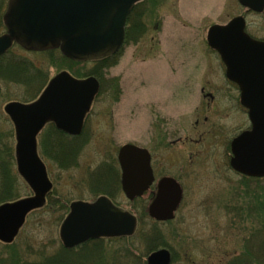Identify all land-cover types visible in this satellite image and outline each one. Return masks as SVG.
Returning a JSON list of instances; mask_svg holds the SVG:
<instances>
[{"label": "rangeland", "instance_id": "rangeland-1", "mask_svg": "<svg viewBox=\"0 0 264 264\" xmlns=\"http://www.w3.org/2000/svg\"><path fill=\"white\" fill-rule=\"evenodd\" d=\"M0 1L3 15L8 0ZM132 9V14L140 13L144 30L131 37L125 24L124 43L112 54L115 61L96 77L102 88L85 119L86 143L78 164L62 169L43 158L54 195L64 207L76 199L93 200L100 194L94 183L108 169L106 164L114 166L119 175V146L144 147L150 152L156 178L169 175L181 184L182 200L175 217L151 226L147 196L129 201L118 191L117 203L137 216V229L158 231L164 247L175 254L170 264H227L241 253L243 239L257 221L243 210L245 203L253 205L259 190L264 192V179H251L229 164L232 137L247 129L249 120L237 87L229 84L218 53L208 47L205 36L211 25L227 24L242 15L247 34L263 40L264 9L257 14L246 11L237 0H141ZM3 30L1 16L0 33ZM10 50L45 72L46 83L61 70L84 77L94 66L92 61L74 62L60 53L50 58L46 52L19 45ZM32 88L0 85V122L4 131L12 132V139L13 125L3 106L10 100L21 101L15 96ZM11 168L17 173L14 160ZM65 214L51 208L29 213L13 242L19 251L25 244L32 253L55 251L61 244L58 228ZM130 237L106 241L108 255L128 247L132 257L146 264L145 239ZM4 251L0 242V252Z\"/></svg>", "mask_w": 264, "mask_h": 264}, {"label": "water", "instance_id": "water-1", "mask_svg": "<svg viewBox=\"0 0 264 264\" xmlns=\"http://www.w3.org/2000/svg\"><path fill=\"white\" fill-rule=\"evenodd\" d=\"M138 1L9 0L2 15L5 31L0 34V56L13 43L35 51L58 48L74 62L114 54L124 42L126 18ZM237 1L256 13L264 8V0ZM244 28L242 16L232 17L227 24L211 25L206 41L224 63L226 77L237 85L239 102L250 123L249 129L232 137L230 166L255 178L264 176V40L250 37ZM99 87L93 75L76 78L61 70L33 101L4 104L16 138V170L32 194L0 204V242L14 240L26 215L43 206L51 189L37 152V134L47 122L66 134H80ZM117 161L123 195L128 200L141 196L154 180L148 150L125 143L117 150ZM175 181L165 176L156 182V192L147 206L149 217L164 222L174 217L182 197ZM136 224L135 215L100 195L93 201L70 202L58 235L62 246L70 249L90 239L131 236ZM146 255V264H170L171 255L165 247Z\"/></svg>", "mask_w": 264, "mask_h": 264}, {"label": "trees", "instance_id": "trees-1", "mask_svg": "<svg viewBox=\"0 0 264 264\" xmlns=\"http://www.w3.org/2000/svg\"><path fill=\"white\" fill-rule=\"evenodd\" d=\"M133 11L134 9L131 10L126 20V31L131 37L144 30L143 23L139 20L140 13L134 15L132 14ZM57 51L48 50L45 52L51 58L52 55H57L55 53L59 54ZM61 57L63 56L61 55ZM115 58V55H111L93 61L92 63L94 66L85 74H93L99 78L103 67L113 64ZM46 78L45 72L35 66L32 61L16 54L12 55V50H9L0 57V85L1 83H12L28 89L31 88L32 85L33 88L37 86L36 89L32 88L29 91H25L19 97L15 96V98H19L21 102L33 100L37 92L45 86ZM100 84L102 88L101 81ZM5 97L8 98L9 96ZM0 118H2L1 115ZM2 128L0 122V203L12 201L29 194L28 188L25 187L26 185L11 168L14 160V139H12V132L4 131ZM85 143L86 136L84 130L78 136H67L61 131H58V129H55L51 123H48L38 136V148L42 158H48L56 165L58 164L62 169L75 167L78 164V157ZM106 165L107 167L109 166L108 169L106 172L104 171L101 177L96 179L94 187H99V189H96L100 191L101 195H107L116 203L115 194L120 191L118 171L111 164ZM251 179L255 180L257 178ZM260 179H264V177ZM260 193L261 190L258 191V198L253 202V205L247 203L244 205L243 211L251 218H257V221L255 225L251 227L246 240H244L245 238L243 239L242 249L240 250L241 253L231 258L227 264H264V192ZM258 200L260 201L259 204ZM61 202L62 201L54 195V190L52 189L46 196L45 205L41 209L33 212H41L51 208L53 211H60L62 216L64 211L65 213L67 212L68 207L67 205L64 207V204ZM56 205L60 206L61 209H54ZM259 211L261 212L259 213ZM253 213L256 215L253 216ZM155 223L157 222L151 220L150 224L151 226H155ZM134 235H142L145 239V255L166 245L164 239L154 228L144 231V228L141 227L136 229L133 236ZM133 236L130 238H133ZM120 239L125 240L126 238H99L89 240L72 249H64L60 244L55 251H41L36 253H32L28 250V244H25L24 250L19 251L18 245L12 242L11 244H3L5 253L3 254L0 252V264H117L118 261H120L119 264H121V262H123V264H140L141 262L137 260V257H132L127 249L128 247L115 249L108 255L107 242ZM171 252L173 262L176 257L174 252Z\"/></svg>", "mask_w": 264, "mask_h": 264}, {"label": "flooded vegetation", "instance_id": "flooded-vegetation-1", "mask_svg": "<svg viewBox=\"0 0 264 264\" xmlns=\"http://www.w3.org/2000/svg\"><path fill=\"white\" fill-rule=\"evenodd\" d=\"M222 63V62H221ZM224 66V64L222 63V67ZM224 68V76H225V67H223ZM226 77V76H225ZM227 79V78H226ZM228 80V82H229V84L231 83V84H233V85H235L232 81H230V79H227ZM236 86V85H235ZM203 91V89L201 88V92ZM211 96V95H210ZM150 162H151V155H150ZM150 165H151V163H150ZM151 168H152V166H151ZM152 173H153V169H152ZM153 176H154V180L152 181V184L149 186V189L144 193V196H147V198H148V200L150 201V200H152L153 199V197H154V194H155V192H156V185H157V181L160 179V178H162V177H165V176H169V175H160L158 178H156V176H155V174L153 173ZM174 178V177H173ZM176 179V178H175ZM177 180V179H176ZM177 182H178V180H177ZM179 184H180V182H179ZM180 186H181V184H180Z\"/></svg>", "mask_w": 264, "mask_h": 264}]
</instances>
